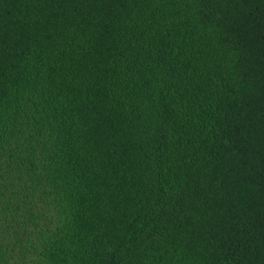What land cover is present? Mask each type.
I'll use <instances>...</instances> for the list:
<instances>
[{"label":"trees","instance_id":"16d2710c","mask_svg":"<svg viewBox=\"0 0 264 264\" xmlns=\"http://www.w3.org/2000/svg\"><path fill=\"white\" fill-rule=\"evenodd\" d=\"M0 264H264V0H0Z\"/></svg>","mask_w":264,"mask_h":264}]
</instances>
